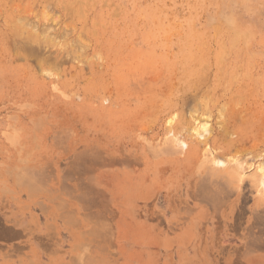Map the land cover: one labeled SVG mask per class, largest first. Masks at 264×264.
<instances>
[{"label": "rangeland", "instance_id": "374dc122", "mask_svg": "<svg viewBox=\"0 0 264 264\" xmlns=\"http://www.w3.org/2000/svg\"><path fill=\"white\" fill-rule=\"evenodd\" d=\"M263 183L264 0H0V264H264Z\"/></svg>", "mask_w": 264, "mask_h": 264}, {"label": "bare ground", "instance_id": "6f19581e", "mask_svg": "<svg viewBox=\"0 0 264 264\" xmlns=\"http://www.w3.org/2000/svg\"><path fill=\"white\" fill-rule=\"evenodd\" d=\"M24 18H25V17H24ZM16 20H17V19H16ZM21 24H22V23H21ZM26 29H27V28H26ZM34 33H35V32H34ZM30 34H31V33H30ZM20 45H21V44H20ZM35 46H36V45H35ZM23 47H24V46H23ZM21 48H22V46H21ZM22 50H23V49H22ZM23 52H24V51H23ZM48 63H49V62H48ZM50 64H51V63H50ZM204 97H205V96H204ZM174 141H176V140H174ZM177 145H178V144H177ZM203 152H204V151H203ZM212 158H213V157H212ZM213 161H214V160H213ZM235 162H236V161H235ZM206 163H207V162H206ZM238 163H239V162H238ZM203 164H204V163H203ZM203 164H202V166H203ZM225 166H226V165H225ZM234 166H235V165H234ZM215 167H216V166H215ZM223 167H224V166H223ZM229 167H230V166H229ZM234 168H235V167H234ZM238 169H239V168H238ZM210 170H211V169H210ZM230 170H231V169H230ZM230 170H228L227 173H228ZM234 170H235V169H234ZM236 170H237V169H236ZM210 172H211V171H210ZM236 172H237V171H236ZM236 172H235V173H236ZM232 173H234V172H232ZM237 174H238V173H237ZM237 174H236L237 178H236L235 175H233V177L235 176V179H239ZM220 175H221V174H220ZM211 176H212V175H211ZM17 177H18V176H17ZM198 177H199V176H198ZM19 178H20V177H19ZM207 178H208V177H207ZM211 178H212V177H211ZM211 178H210V179H211ZM252 178H253V177H252ZM33 179H34V178H33ZM202 179H203V178H202ZM254 179H255V178H254ZM258 180H259V179H258ZM258 180H257V181H258ZM237 181H238V180H237ZM255 181H256V180H255ZM32 183H33V182H32ZM205 183H206V182H205ZM263 184H264V183H263ZM26 185H27V184H26ZM29 185H30V184H29ZM207 186H208V185H207ZM30 187H31V186H30ZM31 188H32V187H31ZM206 190H207V189H206ZM202 193H203V192H202ZM262 196H263V195H262ZM50 224H51V223H50ZM20 262H21V260H20ZM29 262H30V261H29ZM31 263H32V262H31Z\"/></svg>", "mask_w": 264, "mask_h": 264}]
</instances>
